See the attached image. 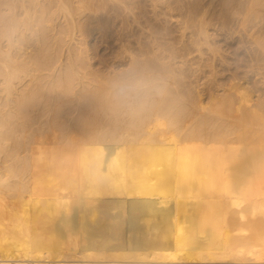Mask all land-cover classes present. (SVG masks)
Wrapping results in <instances>:
<instances>
[{"label": "bare ground", "instance_id": "bare-ground-1", "mask_svg": "<svg viewBox=\"0 0 264 264\" xmlns=\"http://www.w3.org/2000/svg\"><path fill=\"white\" fill-rule=\"evenodd\" d=\"M250 72L264 0H0V264H264Z\"/></svg>", "mask_w": 264, "mask_h": 264}, {"label": "rangeland", "instance_id": "rangeland-1", "mask_svg": "<svg viewBox=\"0 0 264 264\" xmlns=\"http://www.w3.org/2000/svg\"><path fill=\"white\" fill-rule=\"evenodd\" d=\"M98 42H97V51H99V54L98 55H94L95 57H93L90 61L92 62V63H95V65L94 66H96V67H100L101 65H103L102 64V62H100V57L102 56V55H104L106 58H108L109 56H110V58L112 59V57H113V53H114V50L111 48V47H108V49L106 48V45L105 44H107V43H103V42H100L99 40L100 39H96ZM95 40V41H96ZM236 40V39H235ZM233 41V40H228V42H231L233 45H230V44H224V45H226V46H224V48L225 47H227L228 49V52L226 51V56H228L227 57V59H228V61L231 63L230 65H231V67H233V66H235L234 67V69H236V73L239 75V76H243V75H245L246 74V69H249L248 67L246 68V67H244V66H246V63H248L247 61L249 60L248 59V55H246V52H244V50H243V48L242 47H240V46H238L237 44V42H238V40L237 41ZM102 43V44H101ZM221 44H222V41L220 42ZM225 43V42H224ZM223 45V44H222ZM229 45V46H228ZM112 46V45H111ZM234 46V47H233ZM237 46V48L238 47H240L236 52L237 53H239V59L237 60V53L236 52H234L235 50L234 49H236L235 47ZM67 47H68V45H65V48L64 49H67ZM4 50H6V47H4L3 48ZM111 49V50H110ZM226 49V48H225ZM241 50V51H240ZM96 50H94L93 52H92V54H94V52H95ZM110 51L112 52L111 54H110ZM101 53V54H100ZM108 54V55H107ZM235 57V58H234ZM246 57V58H245ZM64 58V56L63 57H61V59H59L57 62H55V63H58V64H53V66L52 67H54V65H55V67H57L56 68V70L54 71V72H57V71H59L60 73H61V75L62 76H64V74H65V72L70 68V64L68 65V64H66L65 63V61L63 62V59ZM110 58H108V60H111ZM99 61H98V60ZM61 62H63V63H61ZM65 63V64H64ZM101 63V64H100ZM236 63H237V65H236ZM60 64V65H59ZM64 64V65H63ZM56 65H58V66H56ZM69 66V68L66 70V67L65 66ZM98 65V66H97ZM60 66V67H59ZM72 67H75V65L73 64L72 65ZM58 68H59V70H58ZM63 68H65V70L63 69ZM77 68V67H76ZM63 69V70H62ZM219 69H221V72H220V75L222 76V78H221V76H219V74H218V78L221 80V81H225V82H229L230 81V78H229V76L231 75V70H229V69H223V68H220L219 67ZM61 70H62V72H61ZM58 73V72H57ZM60 73H58V74H60ZM245 73V74H244ZM52 74H54V73H52ZM80 75H82L81 74V72L79 73ZM249 74V73H248ZM247 74V76H248V80L250 81V83L252 84L253 82H254V80L256 79V78H258V79H256V80H258V82H259V85L256 83V82H254L256 85V87L260 90H258L257 92H259V93H262V92H264V85L261 83V81H259V79H260V77L258 76V75H255L254 74V72L253 73H251L250 72V74L248 75ZM78 76V80H81V78H83L82 76ZM227 75V76H226ZM252 75H255V76H252ZM60 76V75H59ZM61 77V76H60ZM231 77V76H230ZM250 78V79H249ZM253 78V79H252ZM47 79V78H46ZM49 79H53L52 77H50ZM84 79H86V78H84ZM251 80H253V81H251ZM77 81V80H76ZM92 82V86L94 85V84H96V82H94V81H91ZM93 82H94V84H93ZM224 82V83H225ZM254 83H253V86H254ZM258 85V86H257ZM254 86V87H255ZM255 87V88H256ZM261 88V89H260ZM70 97L71 98H73L74 96H68V98L70 99ZM74 100V99H73ZM73 104H75L76 105V101H73L72 103H70L69 105H71V107L69 106V107H67V109H71L72 108V106L74 107V105ZM77 107V106H76ZM72 110L74 111V110H77V109H75V108H72L71 109V112H72ZM68 112V111H67ZM70 112V111H69ZM76 260H78L79 258H75ZM82 260V259H81ZM80 259L78 260V261H81ZM131 261V260H130ZM147 262H155L156 264H157V261H154V260H151V259H149V260H147ZM158 263H162V262H158Z\"/></svg>", "mask_w": 264, "mask_h": 264}]
</instances>
